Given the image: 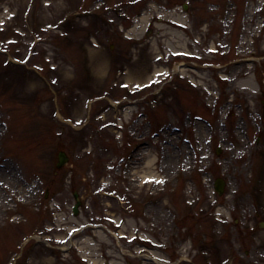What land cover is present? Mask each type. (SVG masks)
Returning <instances> with one entry per match:
<instances>
[{
    "label": "rangeland",
    "instance_id": "obj_1",
    "mask_svg": "<svg viewBox=\"0 0 264 264\" xmlns=\"http://www.w3.org/2000/svg\"><path fill=\"white\" fill-rule=\"evenodd\" d=\"M263 106L264 0H0V264L264 250Z\"/></svg>",
    "mask_w": 264,
    "mask_h": 264
},
{
    "label": "bare ground",
    "instance_id": "obj_2",
    "mask_svg": "<svg viewBox=\"0 0 264 264\" xmlns=\"http://www.w3.org/2000/svg\"><path fill=\"white\" fill-rule=\"evenodd\" d=\"M220 13L221 14H224L225 13V10L224 9H221L220 10ZM145 19H146V17H144V18H142L141 20H142V22L143 21H145ZM172 19V18H171ZM173 20L176 22V23H179V24H183V21H182V19L181 18H178V19H176V18H173ZM175 52H177V51H175ZM180 54H183V55H185V53H180ZM186 55H188V54H186ZM183 64H180V65H175V69L176 68H179L180 66H182ZM159 72H160V70H156V71H154V73H153V75L147 80L148 82H150V81H153V80H155L157 77H159L158 75H160L159 74ZM161 72H163V71H161ZM182 72H191V71H189V70H186V69H182ZM163 74H165V72L163 73ZM187 74V73H186ZM191 77V76H190ZM146 81V82H147ZM128 113H130V112H128ZM128 113H126V115H128ZM97 236L98 237H100V238H103L104 240H105V238H104V236H103V234H102V232H97ZM90 263L91 264H100V262H95V261H90ZM112 264H118V263H113L112 262Z\"/></svg>",
    "mask_w": 264,
    "mask_h": 264
},
{
    "label": "water",
    "instance_id": "obj_3",
    "mask_svg": "<svg viewBox=\"0 0 264 264\" xmlns=\"http://www.w3.org/2000/svg\"><path fill=\"white\" fill-rule=\"evenodd\" d=\"M59 161H60V165L64 162V159H63L62 155L59 156Z\"/></svg>",
    "mask_w": 264,
    "mask_h": 264
},
{
    "label": "snow or ice",
    "instance_id": "obj_4",
    "mask_svg": "<svg viewBox=\"0 0 264 264\" xmlns=\"http://www.w3.org/2000/svg\"><path fill=\"white\" fill-rule=\"evenodd\" d=\"M125 87H127V85H125ZM136 87H138V88H139V87H142V86H141V85H136Z\"/></svg>",
    "mask_w": 264,
    "mask_h": 264
}]
</instances>
